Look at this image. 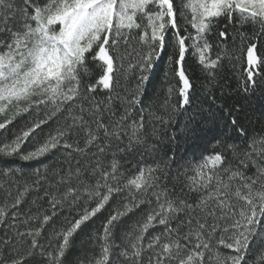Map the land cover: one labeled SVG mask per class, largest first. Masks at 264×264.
I'll list each match as a JSON object with an SVG mask.
<instances>
[{
  "label": "snow or ice",
  "instance_id": "obj_1",
  "mask_svg": "<svg viewBox=\"0 0 264 264\" xmlns=\"http://www.w3.org/2000/svg\"><path fill=\"white\" fill-rule=\"evenodd\" d=\"M0 264H264V0H0Z\"/></svg>",
  "mask_w": 264,
  "mask_h": 264
},
{
  "label": "trees",
  "instance_id": "obj_2",
  "mask_svg": "<svg viewBox=\"0 0 264 264\" xmlns=\"http://www.w3.org/2000/svg\"><path fill=\"white\" fill-rule=\"evenodd\" d=\"M241 70H242V69H238V72H239V71H241ZM157 75H158V76H160V77H161V79L163 78V77H162V73H159V72H158V73H157ZM153 83L155 84V83H156V81L154 80V81H153Z\"/></svg>",
  "mask_w": 264,
  "mask_h": 264
}]
</instances>
